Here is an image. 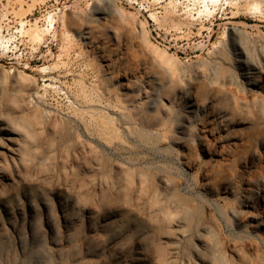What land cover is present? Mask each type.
Returning a JSON list of instances; mask_svg holds the SVG:
<instances>
[{
	"label": "rangeland",
	"instance_id": "rangeland-1",
	"mask_svg": "<svg viewBox=\"0 0 264 264\" xmlns=\"http://www.w3.org/2000/svg\"><path fill=\"white\" fill-rule=\"evenodd\" d=\"M181 1L177 18L182 19L187 0ZM167 2L150 7L142 0H0V31L14 36L9 43L14 51L4 54L0 48V123L14 137V146L27 152L19 167L46 180L39 188L42 198L55 193L76 208L82 206L83 193L95 201L85 216L91 220L86 244L77 241L81 233L61 242L64 254L52 258V264H108L96 251L106 243L104 225L113 216L121 224L130 213L122 202L114 203V211L105 204L112 179L120 183L116 190L149 210L160 200L164 212L192 211L193 221L175 227L191 264H264V226L253 227L255 216L264 222V190L252 202L244 201L255 180L264 182V144L252 158L248 130L240 125L234 137H227L231 128L218 126L213 109L225 107L219 101L226 93L237 118L252 116L264 129V15L245 5L232 22L225 18L232 6L222 0L198 33V20L182 30L165 23ZM98 4L103 13L96 12ZM151 10L159 11L166 27L152 19ZM50 12H55L53 26L45 19ZM61 14L78 16L80 22L64 26ZM21 19L25 32L19 30ZM34 22L48 29L41 41L31 35ZM141 22L147 24L145 33ZM234 26L256 38L241 44L244 50L223 37ZM41 66L48 68L41 72ZM257 73L259 83L244 90L240 78ZM172 86L179 91L173 113L164 112L156 121L162 92ZM18 90L26 92L27 111L16 105ZM4 135L0 131V165L12 169V161H3ZM79 142L87 156L75 149ZM189 222L194 224L191 234L184 230ZM29 236L27 254L34 264H43L58 249L46 245L43 234ZM49 236L60 241V234ZM0 237V264H7L14 249L7 232ZM202 242L213 255L207 252L200 260L195 252Z\"/></svg>",
	"mask_w": 264,
	"mask_h": 264
},
{
	"label": "bare ground",
	"instance_id": "bare-ground-1",
	"mask_svg": "<svg viewBox=\"0 0 264 264\" xmlns=\"http://www.w3.org/2000/svg\"><path fill=\"white\" fill-rule=\"evenodd\" d=\"M142 1L148 3V6L150 7L161 2V0ZM188 1L192 3V6ZM225 1L232 6L231 13L226 14L225 18H228L232 22H236L237 20H239V12L242 6L245 5H248L254 12L259 13L260 15H264V0ZM187 2L184 6L185 9L182 12L185 14V16L181 19L177 18V15L179 14L177 12L178 4L182 3V1L168 0V2L166 3L165 12L162 15L164 22H168L172 26H175V28L177 27V29L179 28V30H182L184 29V26L190 27L191 25H193L195 20H198L200 24L198 33H200V31H202V29L206 27V20L204 21V17L205 19H207L209 16H213L222 0H187ZM100 4L95 7V10L96 12L98 11L100 13H103L104 7L100 6ZM150 12L151 17L154 21L158 22L159 24L162 23V19L158 15L159 11L157 12L151 10ZM54 13L50 12L46 17L44 16L46 21L52 26L55 22ZM64 14H61L64 26H68L71 23L77 25L80 22L78 16L68 17ZM25 21L21 19V28L19 29L20 31L25 32V30H27L25 29ZM165 23H162L161 25L163 26L164 24V26L166 27L168 23ZM246 24L255 26L257 27V29L263 26L261 23L250 24L246 22ZM34 26L35 27L34 29H32L31 33L32 37L34 38V40H43V36H45L44 33L48 29L39 28L36 22H34ZM146 27V22H141V32L145 33ZM169 27L171 26L169 25ZM224 29H226V27ZM66 32L69 31L66 30ZM187 34L186 38L189 39L187 37ZM180 36L177 35L176 37H183ZM223 37L229 42L231 46L236 49V46H239L240 49H243L241 44L247 43L249 41L251 42L256 39L255 37H249L247 33H245V31L236 29L235 26L229 32L225 30L223 33ZM13 38L14 36L7 37L0 31V48L2 50L1 53L5 54L7 51L12 49L9 43L13 40ZM13 46L15 50L16 47H18L17 44ZM238 53L239 59L237 60L242 61V52L237 50V54ZM47 68L48 66H41L39 67V70L43 72ZM248 77V80H246L245 77L244 79L240 78V81L244 80V84L246 85V87H244V90L246 91L250 89L248 85H257V83H259L261 74L257 73L254 74V76L253 74H251L248 75ZM241 83L243 84V82ZM208 94L209 89L205 92L204 97ZM178 95L179 91H177V88L175 86L163 90L161 101L155 110L154 118L156 119V121H160L161 119H163L164 112L167 114L173 113V108L176 106V98L178 97ZM26 99V92L24 90H18L16 94V105L23 112L27 111L29 106ZM220 99L222 101H219V103H222V106H225L227 108H213L215 111V115L218 117V126H221V128H224V130L227 128H231V131H228L227 133V137H234L232 133H237V131L239 130V126L243 125L245 129L248 130V140L250 142L248 152L251 153L250 156L253 158V153H255L256 147L261 143L264 144V129L260 130V122L252 116L240 114V118H237V115L239 114L236 112V108L232 106V103L228 102L229 96L226 93L222 94ZM138 106H140V104ZM260 113L264 115V110H262ZM191 116L192 115H189L188 118L190 119ZM0 131L5 134L3 139L5 140V158H3V161L5 164H8L10 161H12L13 164L11 165L14 166L12 167V169H6L3 165H0V234L2 232H7V238L9 239L10 247L14 249V256L6 263L34 264L33 258L27 254V248L29 246L28 236L30 235L31 237H35L36 235H38V233L40 235L43 234L44 243L46 245H49L48 242H50L53 245H57L58 247V249L52 250V255L50 257H47L43 264H50L52 258H55V256H57L58 254L63 255L64 249L61 246V242L64 243L69 240L72 241L75 234H82L77 239V241L79 245L83 247L86 244L87 235L85 234V232L89 231L88 225L91 222V220H88V218L85 219V216L91 212V209L95 206V201L91 200L89 193H83L80 195V198L83 201L82 206L80 208H76L75 206H70L66 200H60L59 198H57L58 195H56L55 193L52 196L42 198L40 192L43 191L42 186H44L43 183H45L46 180L41 176L40 179H36L38 176V173L36 172H23L22 169H20L19 165L24 162V155L27 153L26 150L18 149L14 146V137L9 134L7 126H5L3 123H0ZM162 140V138H159L160 142ZM78 148L82 151H85V156H87L86 154H89V152L85 150V145L82 142H79L75 147V149ZM118 185L120 186L119 181H117L116 179L111 180V186L113 189L111 188L112 191H109L110 193L108 195V198L106 197L107 199L105 201V204H108L107 207L110 209V211H114V203L122 202L125 205V211H130V213L126 215L124 222L121 224H119L114 219L115 216H113L111 219L107 220L108 222L106 221V224L104 225L106 236L104 241H106V243L101 249L97 248L96 251L105 256L106 263L127 264V262H132L135 264H191V261L183 252V240L181 236H177L178 234L175 231V227L179 228V225L183 224L184 220L193 221L192 211L164 212L162 210V203L164 201L160 200L154 210H149L138 200H130L129 196L126 193L120 192V188L116 190ZM39 188L42 189L40 190ZM263 190L264 182L262 180H255L254 187L249 190L248 194L246 195L247 200L244 201L252 202L253 200L251 199H253V196ZM112 214H114V212H112ZM77 221L80 222L79 225L77 224ZM211 222L213 223V220H211ZM253 225V227H255L256 229L262 228L264 226V222L261 217H259V215L254 217ZM193 228L194 224L189 222L185 225L184 230L191 234ZM50 233H57L58 235L60 234V241L56 242L55 239L50 238ZM2 240L3 239L0 237V244ZM175 243L176 247L170 248V245H173ZM50 248L53 249L52 246ZM2 251L3 248L2 246H0V256ZM207 252H210V254L213 255L211 247L205 245L202 242L201 249L195 252V254L197 255L198 259L202 260L203 256ZM220 264L225 263L223 261H220Z\"/></svg>",
	"mask_w": 264,
	"mask_h": 264
}]
</instances>
